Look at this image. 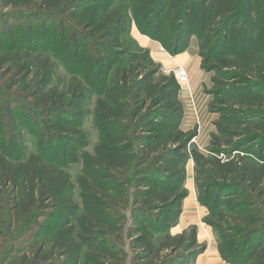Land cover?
I'll return each instance as SVG.
<instances>
[{
    "label": "trees",
    "instance_id": "obj_1",
    "mask_svg": "<svg viewBox=\"0 0 264 264\" xmlns=\"http://www.w3.org/2000/svg\"><path fill=\"white\" fill-rule=\"evenodd\" d=\"M115 1L0 0V83L14 92L0 114V129L10 125L0 146V264H193L207 248L197 226L171 233L188 197L190 159L223 260L264 264V0ZM133 22L172 56L195 37L206 70L244 83L221 90L231 97L221 98L227 111L206 153L182 128L177 79L160 73L149 49L124 41ZM34 25H51L64 61L82 63L85 74L68 68L65 87L55 84L60 57L37 48L45 32L36 36ZM225 49L231 54H214ZM92 94L98 140L80 152L77 124ZM35 111L47 114L51 131L39 127L37 151L26 154L21 130L39 125ZM80 158L74 180L65 167Z\"/></svg>",
    "mask_w": 264,
    "mask_h": 264
},
{
    "label": "rangeland",
    "instance_id": "obj_2",
    "mask_svg": "<svg viewBox=\"0 0 264 264\" xmlns=\"http://www.w3.org/2000/svg\"><path fill=\"white\" fill-rule=\"evenodd\" d=\"M129 2H130V0H116L115 4H118V5L124 4L125 5ZM60 16H62L61 18H63V19L67 18V16H64V15H60ZM162 24H163L162 28H164L165 23L163 21H162ZM3 26L4 25L2 23V27ZM2 27H0V28H2ZM24 27H26V26H24ZM45 27H46V30H44L42 28V26L40 27L39 25L33 26L32 29L35 32L36 36L41 35L43 31L45 32V34H44L45 38L43 39L39 36L35 39V43H36L37 48L42 50L44 53L49 54V52H51L54 55L56 54L60 57L59 58L60 62L59 61L57 62L58 66L56 69V74H55L56 78H55L54 83L60 84L62 87H65V85L70 80V75H69V72L67 71L68 68H73L74 71L76 73H78L79 75L85 74V70L83 68L82 63L73 64L69 61H67V62L64 61V60H68V59L66 57H64L65 55L63 54V50L61 48L62 46H59V42L56 38V35L54 33L55 31H54L53 27L51 25H46ZM151 28H153V27H151ZM1 33H2V30H0V35H1ZM84 35H85L84 37L86 40L94 38L93 34H91V32L88 30L85 32ZM134 35L139 40H141L142 43H144L143 40H147L146 37L149 38L148 36L142 34L140 31H138L135 23L133 22L132 31H130L128 35L124 34V41H126L127 45L130 48H133V46L139 47V48L144 47L140 44V41L137 40ZM153 41H156L159 43V41H157V40H153ZM88 43L89 44H87L85 47L90 49V51L93 52L95 46L91 45V42H88ZM22 44H23V46L26 45L25 39H23ZM144 48L148 49L147 47H144ZM188 50H190V51L194 50L195 53H197V55L199 54L201 76L196 75V74L194 75L192 72L189 74V75H192L191 81H192V85L194 88V89H192L191 83H190L191 95H190L189 91L181 89V94L183 93V91H185L189 97L188 99L184 96H182L183 98H181V100L183 101L184 106H185V117H184V120L182 123V128L186 131H192L194 134V137L191 141L190 147L198 146V148L201 151L206 153L208 148H209V145H210L211 134L217 132L216 122L219 121L222 114L227 111V108L225 107L226 105H224L222 103L221 98H228V100H229L231 97V94H229V95L227 94L226 96L222 95L221 93H223V92L221 90L225 87H242V86H244V83H242V81L239 78L235 77L232 74V72H230V71H226V73H228V74L222 75L221 70L218 68L213 69L211 67L213 70H206L202 65L203 59L199 53L198 40L195 37L192 38ZM225 51L224 50H216L214 52V54L216 56L231 54L230 49H225ZM62 64H64V65H62ZM188 72H190V71H188ZM108 73L110 74L109 70H108ZM160 73L165 74L161 70H160ZM10 79H11L10 77L7 78V80H10ZM4 83H5V81H2V83H0V109L3 108V112H0V114L1 113L2 114H8V111L6 112V109H4L3 105H4V102L6 101V99L9 100L11 98L10 96H12V97L14 96V92H13L12 87H7ZM93 85H95V88H96L95 91L98 92L99 94H102L103 91L105 90V85H103V83H101V82H99L98 84L93 83ZM91 91H92V89H91ZM92 96L95 97L96 95L92 94L89 96V99L86 102V106L84 108L86 110V114L81 119V121L77 124V127L83 131L82 144L76 145L77 150H79L80 152L92 151L94 144L98 140V133L96 132V130L94 128L93 118H92V113H91V110H93V106H94V97H92ZM22 100L25 102V104H27V102L24 98ZM12 103H15V102L12 101ZM32 113H34V112H32ZM35 113H36V111H35ZM36 115L38 116L39 125H35V124L29 125L28 124V126L26 125V127L28 129L25 128V129L21 130V135H22V138L24 140L23 142L26 146V152H27L26 154L37 151V149H36V147L38 145L37 144V142H38V131L37 130L39 127L40 128L43 127L46 130L45 132L51 131L49 129L48 124H47V122L49 121V119H47V117H48L47 114L44 112L42 114H39L37 112ZM0 117H1V115H0ZM228 121H230V119ZM24 125H25V123H21V127L24 128ZM0 130H1V132H0V146L2 147L3 142H4V138H7L10 136V132L8 131V130H10V125L5 127L3 130L2 129H0ZM60 142H62V141L60 140ZM55 157L56 156L54 154H52V158L54 159ZM80 159H81L80 162L70 161L68 166L65 167L66 171H68V173L70 174V176L74 180H76L77 177L82 172V167H83V161L82 160L83 159L82 158H80ZM193 167H194V161H193V159H190L187 163V166H186L187 171H188V177H187V181H186V187L188 189V197L185 199V203H183V205L186 204L188 206H191V203L194 202L193 198H195V196L197 195L195 184H194ZM75 197L77 198V200H79L78 189L75 191ZM202 215H203V217H204V215H206V209L205 208L203 209ZM51 226H52L51 224L48 225L49 228H52ZM191 226H197V225H191ZM191 226L189 228H191ZM206 228H207L209 235L211 237V235L214 234V233L213 234L211 233V232H213V228L211 226H206ZM176 230H178V229H176ZM187 230H188V228H187ZM197 230H198V227H197ZM198 233H199V231H198ZM199 239H198V241H199ZM199 242L205 243V241L204 242L199 241ZM25 244H27V243H25ZM23 247L26 248L25 245L22 246V248ZM126 247L129 249L128 246H126ZM23 249H22V251H23ZM25 251L29 252V248H27ZM8 261H10V260H8ZM127 264H135V262H133L132 260H129ZM139 264H147V262L141 261V262H139Z\"/></svg>",
    "mask_w": 264,
    "mask_h": 264
},
{
    "label": "crops",
    "instance_id": "obj_3",
    "mask_svg": "<svg viewBox=\"0 0 264 264\" xmlns=\"http://www.w3.org/2000/svg\"><path fill=\"white\" fill-rule=\"evenodd\" d=\"M135 38L139 40L136 36ZM146 39L147 40H143L144 43H142L141 40H139L140 44L150 49L151 55L156 62L160 63L162 66H167V67H172L177 64L183 65L185 66V68L188 69V71H190L189 74L192 72L194 75L196 74L201 76L199 54L197 55V53H195L194 50L192 51L187 50L176 56H172L165 50L164 51L161 50L160 43L153 41L147 37ZM191 77L192 75H190V83L192 89H194L192 85ZM180 96L181 98H183L182 96L186 97L187 99L189 98L185 91H183V93ZM193 200L194 202L191 203V206H188L186 204L183 205V212L181 214L180 221L175 227L172 228L171 233L180 234L183 233L185 230H187V228H189L191 225H197L199 231L198 239L200 238L201 240L199 239V241L201 242L205 241V243L207 244V248L203 253H201L196 257V259L193 261V264H230L227 263L225 260H223V258L221 257L218 249V243L213 232L210 231L213 234L211 235V237L209 235V232L206 228V226L209 225L203 222L202 212L204 208L199 204L197 200V195L195 196V198H193Z\"/></svg>",
    "mask_w": 264,
    "mask_h": 264
},
{
    "label": "built area",
    "instance_id": "obj_4",
    "mask_svg": "<svg viewBox=\"0 0 264 264\" xmlns=\"http://www.w3.org/2000/svg\"><path fill=\"white\" fill-rule=\"evenodd\" d=\"M161 50H165L163 46H161ZM160 70L165 74L173 75L179 82L181 89L189 91L191 95L190 75L185 66L179 64L174 65L172 67L162 66Z\"/></svg>",
    "mask_w": 264,
    "mask_h": 264
}]
</instances>
